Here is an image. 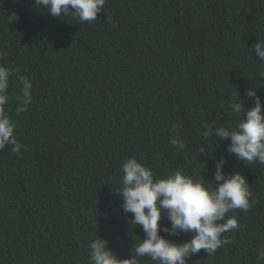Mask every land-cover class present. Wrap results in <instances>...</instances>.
<instances>
[{"label":"trees","instance_id":"16d2710c","mask_svg":"<svg viewBox=\"0 0 264 264\" xmlns=\"http://www.w3.org/2000/svg\"><path fill=\"white\" fill-rule=\"evenodd\" d=\"M104 8L81 23L33 0H0V63L20 69L10 93L19 94V75L33 83L27 112L7 106L25 149L0 150V264H89L96 235L118 258L134 254L144 232L117 193L128 157L156 177L179 171L211 183L221 157L225 172L248 173L256 203L228 213L238 220L223 234L231 242L188 264H264V164L237 161L227 139L202 136L205 124L236 125L228 107L236 91L244 111L249 87L264 104V64L252 48L264 39V0H106ZM177 136L183 149L169 144ZM158 223L170 226L165 215ZM160 234L177 243L192 236Z\"/></svg>","mask_w":264,"mask_h":264},{"label":"clouds","instance_id":"9594fccd","mask_svg":"<svg viewBox=\"0 0 264 264\" xmlns=\"http://www.w3.org/2000/svg\"><path fill=\"white\" fill-rule=\"evenodd\" d=\"M52 17L71 16L81 23H92L98 13L105 10L106 0H33ZM17 17L11 21H15ZM255 57L264 64V39H257L252 45ZM0 52V58L5 56ZM18 67L0 63V150L11 146L16 155L25 145L15 134L16 123L9 115L8 107L15 102L17 114L27 112L33 96V83L26 75H19V94L10 93V78L19 73ZM264 77V71L260 73ZM228 107L237 117V123L220 124L215 127L203 125L202 136L212 137L218 144L227 139L226 151L242 163L264 164V104L254 87L245 91V97L253 100V106L244 111V102L236 91ZM173 147L183 149L184 141L178 136L169 139ZM199 154L205 155V148L199 147ZM223 157L215 160L213 179L206 183L177 171L156 177L153 170L135 157L121 162L123 173L121 189V210L132 213L130 223L140 225L144 238L136 244L134 254L118 258L107 245L106 239L96 235L89 241V264H140L142 258H150L156 264H188V260L203 249L207 255H214L218 248L229 244L223 234L238 227L235 216L228 215L235 209L247 212L256 200L248 187L247 177L240 171H224ZM247 166H252L249 164ZM251 198V199H250ZM165 215L169 225L158 221ZM177 235L192 233L190 239L177 243L160 233ZM257 259L264 260V246L257 250Z\"/></svg>","mask_w":264,"mask_h":264}]
</instances>
